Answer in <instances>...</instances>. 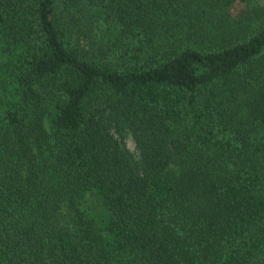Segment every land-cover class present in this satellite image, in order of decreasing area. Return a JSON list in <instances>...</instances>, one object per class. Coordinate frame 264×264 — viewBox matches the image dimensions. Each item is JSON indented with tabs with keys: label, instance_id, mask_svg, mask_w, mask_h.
Listing matches in <instances>:
<instances>
[{
	"label": "trees",
	"instance_id": "16d2710c",
	"mask_svg": "<svg viewBox=\"0 0 264 264\" xmlns=\"http://www.w3.org/2000/svg\"><path fill=\"white\" fill-rule=\"evenodd\" d=\"M240 1L0 0V264H264Z\"/></svg>",
	"mask_w": 264,
	"mask_h": 264
},
{
	"label": "rangeland",
	"instance_id": "374dc122",
	"mask_svg": "<svg viewBox=\"0 0 264 264\" xmlns=\"http://www.w3.org/2000/svg\"><path fill=\"white\" fill-rule=\"evenodd\" d=\"M235 12L241 13L247 17L248 21L255 26L262 25L264 23V2L261 0H241L235 5ZM128 150L135 156H137V149L135 141L132 136L128 134L125 139Z\"/></svg>",
	"mask_w": 264,
	"mask_h": 264
}]
</instances>
